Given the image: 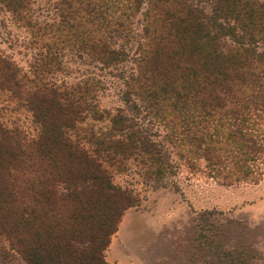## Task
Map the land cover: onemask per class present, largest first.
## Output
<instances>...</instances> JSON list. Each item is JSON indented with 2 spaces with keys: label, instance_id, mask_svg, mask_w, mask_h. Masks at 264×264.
Returning a JSON list of instances; mask_svg holds the SVG:
<instances>
[{
  "label": "trees",
  "instance_id": "1",
  "mask_svg": "<svg viewBox=\"0 0 264 264\" xmlns=\"http://www.w3.org/2000/svg\"><path fill=\"white\" fill-rule=\"evenodd\" d=\"M0 43L2 253L109 264V237L139 201L115 176L165 187L173 156L215 178H253L264 0H0ZM108 88L112 107L100 102ZM219 251L216 264H256L242 246Z\"/></svg>",
  "mask_w": 264,
  "mask_h": 264
},
{
  "label": "rangeland",
  "instance_id": "2",
  "mask_svg": "<svg viewBox=\"0 0 264 264\" xmlns=\"http://www.w3.org/2000/svg\"><path fill=\"white\" fill-rule=\"evenodd\" d=\"M6 25L12 35H24ZM26 56L23 48H14L13 58L19 64H25ZM100 102L115 106L113 89H106ZM173 158L177 165L164 180L165 187L151 190L136 174L115 176L118 183H130L139 201L120 216L104 260L109 264H216L219 250L242 246L254 263L264 264V150L252 167L253 178L237 181L207 175L202 163L189 169ZM0 264L25 263L11 251H0Z\"/></svg>",
  "mask_w": 264,
  "mask_h": 264
}]
</instances>
